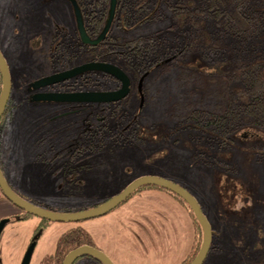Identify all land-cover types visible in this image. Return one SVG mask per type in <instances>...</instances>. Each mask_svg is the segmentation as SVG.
Listing matches in <instances>:
<instances>
[{"label":"rangeland","instance_id":"374dc122","mask_svg":"<svg viewBox=\"0 0 264 264\" xmlns=\"http://www.w3.org/2000/svg\"><path fill=\"white\" fill-rule=\"evenodd\" d=\"M164 6H160L154 23L132 29L135 35L157 32L166 45L173 47L176 56L170 66L152 70L144 81L149 90L146 96L141 94L145 115L142 124H146L144 134L150 138L143 145L98 152L100 158L93 159L98 168L85 174L83 185L78 187L75 182L63 183L61 172L51 175L39 156L44 145H35L48 130L56 131L61 126L72 131V120L78 114L64 104L25 101L32 83L55 73L48 67L46 56L55 40L64 41L77 29L73 8L68 0H0V50L10 69V103L14 106L6 114L4 127H0V165L19 196L58 214L91 210L118 195L129 182L160 175L186 187L200 203L214 232L209 264H250L264 252V128L242 127L228 149H218L201 140L204 155L194 157L196 140L186 139L185 131L178 133L182 140L175 141L177 133L170 129L173 123L169 113L179 98V68L191 66L204 71L202 79L206 83L220 79L243 62L261 59L264 40L258 47L250 36L245 43L222 29L215 34L220 38L218 48L214 47L209 55L201 42L195 49L185 51L187 28L179 26ZM258 36L264 38V33ZM149 96H153L152 100ZM85 114L89 116L87 112L78 116ZM150 124L157 125L154 137L146 131ZM160 136L167 139L158 140ZM200 157L233 167L234 171L198 164L195 159ZM142 193L132 195L102 217L78 223L48 221L45 226L41 218L31 214L27 220L17 221L18 216L4 214L0 207V264H22L32 245L29 264H61L59 239L78 226L88 234L89 245L106 253L114 264L180 263L188 253L176 248L171 209L164 206L169 215L160 219L152 213L153 218L122 213L126 204ZM75 264L99 263L91 256H83Z\"/></svg>","mask_w":264,"mask_h":264},{"label":"trees","instance_id":"16d2710c","mask_svg":"<svg viewBox=\"0 0 264 264\" xmlns=\"http://www.w3.org/2000/svg\"><path fill=\"white\" fill-rule=\"evenodd\" d=\"M77 1L84 17L86 32L97 44H83L78 29H75L73 34H67L66 40L57 41L50 49L46 56L48 67L54 72H61L89 62L110 63L128 75L132 82V92L118 103L73 106L72 111H75V114L87 112L89 116L76 115L77 119L72 120L74 127L70 132L60 126L56 131L48 130L38 138L35 145H44L39 154L43 158L41 161L47 163L51 175L61 172L63 183L71 178L78 180L83 172L98 168L93 159L100 158L96 155L100 151H114L116 148L148 142L150 136H146L143 129L146 124H142L145 115L138 90L139 82L152 70H163L170 66L176 56L173 54V47L166 45L157 32L135 35L132 34V29L137 26L140 28L146 22L154 23V17L162 4L170 10L179 26L187 28L185 51L195 49L201 42L204 44L205 53L209 55V51L212 52L214 47L218 48L220 38L215 34L219 35L217 30L222 29L230 32L232 36L240 37L245 43L253 38V44L258 46L262 44L260 41L264 40L258 36L264 33L263 0H117L114 18L109 26L111 0ZM252 34L257 35V38ZM259 57L261 59L243 62L228 75L220 79H210L207 83L202 79L204 71L191 66L179 68V98L173 103L169 113L173 123L170 129L172 133H177V142L182 140L179 134L185 131L188 136L186 139L196 140L194 157L200 156L201 153L204 155L201 140L208 142L212 147L228 149L233 147L235 134L242 127L253 125L264 128V55ZM117 86L119 87V82L110 75L86 72L54 88L60 91L109 90ZM148 90L143 84L144 95ZM1 92L0 73V95ZM149 98L152 100L153 96ZM25 101L33 102L29 97ZM10 102L9 100L0 120L1 128L4 127L6 114L14 107ZM156 128L157 125L150 124L146 131L154 137ZM172 133L171 135H175ZM160 137L157 139H167V136ZM206 159L200 157L195 161L198 164L234 171L233 167L228 168L219 162ZM55 162L57 163L52 165ZM145 190L166 192L189 209L201 233L195 249L180 263L191 264L203 241V230L194 213L182 198L157 186H143L133 195ZM5 199L0 189V200ZM28 217V213L22 212L17 221L27 220ZM43 223L46 226L49 222L43 220ZM89 244V236L81 226L69 229L59 239L58 256H62L63 263L70 251ZM213 248L212 245L204 264H209L208 259ZM94 261L102 264L96 259ZM250 264H264V252Z\"/></svg>","mask_w":264,"mask_h":264},{"label":"water","instance_id":"95a60500","mask_svg":"<svg viewBox=\"0 0 264 264\" xmlns=\"http://www.w3.org/2000/svg\"><path fill=\"white\" fill-rule=\"evenodd\" d=\"M73 1L75 15L78 23L80 38L84 44H97L88 36L84 25L81 12L77 4ZM117 7V0H111L110 15L108 26L114 18ZM98 71L114 77L121 83V87L114 91H91L79 93H38L33 96L32 100L37 102H57V103H116L125 99L131 92L132 84L128 75L118 66L106 62H89L77 66L67 71L58 72L51 76L42 78L29 86V92L49 87L60 82L68 81L86 72ZM0 72L2 76V92L0 95V120L3 117L8 106L12 93V79L8 63L0 50ZM143 79L139 83V90L142 93ZM143 186H157L174 193L182 198L194 213L198 223L203 230V241L201 248L191 264H204L212 247L213 230L212 226L204 214V211L197 199L184 187L159 176H144L132 182L125 190L111 198L106 203L99 205L91 210L79 213H54L34 205L33 203L23 199L10 186L6 180L0 167V189L5 198L15 207L28 214L39 217L42 220L59 222V223H78L90 219L102 217L116 209L125 202L139 188ZM3 224L0 225V231ZM33 246L28 250L22 264H29ZM82 256H91L102 264H114V262L102 251L90 245L80 246L70 251L63 260L62 264H74L77 259Z\"/></svg>","mask_w":264,"mask_h":264},{"label":"crops","instance_id":"0c3cea01","mask_svg":"<svg viewBox=\"0 0 264 264\" xmlns=\"http://www.w3.org/2000/svg\"><path fill=\"white\" fill-rule=\"evenodd\" d=\"M159 203V205H158ZM127 208L122 213H128L131 216L165 218V207L171 209L172 215L175 216L176 225V245L178 250H187L188 257L192 250L195 249L197 241H199L201 233L198 225L191 215L189 209L179 200L166 192L160 190H149L139 194L126 204ZM125 206V207H126ZM165 206V207H164ZM0 207L5 210L4 214H18L19 211L12 206L7 200H0ZM152 213L153 215H151ZM4 216V215H2ZM1 217V215H0ZM161 222L160 220H158ZM102 251V250H101ZM103 252V251H102ZM106 254V253H105ZM107 255V254H106ZM186 257V258H187ZM184 258V260L186 259ZM183 260V261H184ZM182 262V261H181ZM180 262V263H181ZM178 263V264H180Z\"/></svg>","mask_w":264,"mask_h":264},{"label":"flooded vegetation","instance_id":"af4514ba","mask_svg":"<svg viewBox=\"0 0 264 264\" xmlns=\"http://www.w3.org/2000/svg\"><path fill=\"white\" fill-rule=\"evenodd\" d=\"M69 1V3L71 4V6H72V8H73V11H74V14H75V9H74V6H73V1L72 0H68ZM74 2L77 4V6L79 7V10H80V12H81V15H82V19H83V25H84V17H83V14H82V11H81V8H80V6H79V2L77 1V0H74ZM75 18H76V15H75ZM76 21H77V19H76ZM84 28H85V26H84ZM77 29H78V23H77ZM86 30V29H85ZM78 32H79V30H78ZM69 35H70V33H69ZM79 35H80V33H79ZM89 36V35H88ZM81 39V38H80ZM82 41V40H81ZM55 42H57L56 40H55ZM83 43V42H82ZM84 44V43H83ZM85 45H89V44H85ZM81 65H83V64H81ZM78 66H80V65H78ZM75 67H77V66H75ZM75 67H73V68H75ZM70 69H72V68H70ZM70 69H68V70H70ZM64 71H67V70H64ZM61 72H63V71H61ZM93 72H96V71H93ZM98 72V71H97ZM1 73V72H0ZM56 73H58V72H55L54 74H56ZM100 73H102V72H100ZM84 74V73H83ZM103 74H105V73H103ZM82 75V74H81ZM108 75V74H107ZM80 76V75H79ZM78 77V76H77ZM74 78H76V77H74ZM114 78V77H113ZM145 78L146 77H144V78H142L143 79V84H144V81H145ZM73 79V78H72ZM71 80V79H70ZM70 80H68V81H70ZM118 81V80H117ZM141 81V80H140ZM65 82H67V81H65ZM65 82H60V83H65ZM119 82V81H118ZM60 83H58V84H60ZM140 83V82H139ZM58 84H55V85H52V86H49V87H45V88H42V89H39V90H33V91H31V92H29V95H28V97L32 100V98H33V96L34 95H36V94H38V93H79V92H91V91H114V90H118L120 87H121V83L119 82V87L117 88V89H112V90H99V89H95V90H73V91H60L59 89L57 90V89H55L54 88V86H56V85H58ZM131 84H132V82H131ZM138 90H139V86H138ZM131 92H132V88H131ZM131 92H130V94H131ZM139 93H140V95L141 94H144V91H143V85H142V93L140 92V90H139ZM129 94V95H130ZM128 95V96H129ZM127 96V97H128ZM126 97V98H127ZM125 98V99H126ZM124 100V99H123ZM33 101V100H32ZM144 101H145V99H144ZM47 103V102H46ZM50 103H56V104H64V105H68L69 106V108H70V110H72V107L73 106H79V105H84V104H87V105H90V104H100V103H57V102H50ZM116 103H118V102H116ZM102 104H104V103H102ZM107 104H113V103H107ZM142 104H143V101H142ZM97 169V168H96ZM95 169V170H96ZM87 173H90V172H87ZM86 172H83V175H82V177H80L78 180H76V179H73V178H71V179H69L67 182H65V184L66 185H68L69 183H73V182H75V183H77V186L79 187V186H82L83 185V183H84V175L85 174H87ZM152 176H159V175H154V174H151ZM5 176V175H4ZM159 177H161V176H159ZM6 178V177H5ZM141 178V177H140ZM139 179V178H138ZM7 180V179H6ZM137 179H135V180H133V181H131V182H129L128 183V185H126L125 186V188H124V190L132 183V182H134V181H136ZM142 188V187H141ZM13 189V188H12ZM14 190V189H13ZM149 191V190H148ZM122 192V191H121ZM132 196V195H131ZM130 196V197H131ZM129 197V198H130ZM111 199V198H110ZM109 199V200H110ZM5 200H7V199H5ZM108 200V201H109ZM8 201V200H7ZM9 202V201H8ZM107 202V201H106ZM105 202V203H106ZM10 203V202H9ZM11 204V203H10ZM102 204H104V203H102ZM102 204H100V205H102ZM12 206L13 207H15L13 204H12ZM99 206V205H98ZM18 211H19V213L18 214H14L15 216H18V217H20L21 215H22V212H25V211H22V210H20L19 208H17V207H15ZM76 249V248H75ZM59 250V249H58ZM74 250V249H73ZM66 257V256H65ZM83 257V256H82ZM81 258V257H80ZM93 259H95V258H93ZM77 260H79V259H77ZM77 260L75 261V263L77 262ZM74 263V264H75ZM101 263V262H100Z\"/></svg>","mask_w":264,"mask_h":264}]
</instances>
